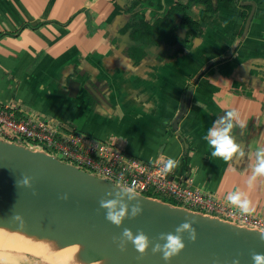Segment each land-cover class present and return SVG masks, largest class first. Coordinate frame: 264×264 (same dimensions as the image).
Segmentation results:
<instances>
[{
  "label": "crops",
  "instance_id": "0c3cea01",
  "mask_svg": "<svg viewBox=\"0 0 264 264\" xmlns=\"http://www.w3.org/2000/svg\"><path fill=\"white\" fill-rule=\"evenodd\" d=\"M139 1L0 0V101L19 119L53 122L64 135L117 146L140 161L178 160V182L227 207L230 193L247 194L253 215L264 218V177L252 190L246 183L264 147V0H212L216 10L206 21L204 4L193 3L188 15L204 31L181 26L188 42L174 45L137 38L135 25H180L183 15L171 13L188 0ZM232 109L246 127L228 120ZM222 119L218 127L231 123L229 135L244 153L227 162L204 139Z\"/></svg>",
  "mask_w": 264,
  "mask_h": 264
},
{
  "label": "water",
  "instance_id": "95a60500",
  "mask_svg": "<svg viewBox=\"0 0 264 264\" xmlns=\"http://www.w3.org/2000/svg\"><path fill=\"white\" fill-rule=\"evenodd\" d=\"M254 13L249 16L245 34ZM183 37L186 29H181ZM185 31V32H184ZM179 34V32H178ZM181 36V34L179 35ZM193 88L184 97L182 110L174 125L179 127L188 112ZM184 145L188 144L179 133ZM29 178L31 187L18 182ZM111 180L97 176L45 150L3 140L0 138V240H31L51 242L58 246L98 249L100 260L114 264H253L252 253L264 254V231L233 224L227 220L176 207L156 198H150ZM110 193V195H109ZM67 195V199H62ZM135 198L130 199L129 197ZM118 201L115 211L127 206L126 218L116 225L105 219L106 210L99 201ZM143 205L142 215L131 218L137 203ZM23 218L20 228L14 216ZM197 231V240L190 241L187 232L176 229L186 221ZM130 229L133 237L143 231L149 247L143 256L131 241L118 245L123 230ZM181 235L185 248L170 261L162 258V251L152 253L157 244L163 249L167 234Z\"/></svg>",
  "mask_w": 264,
  "mask_h": 264
},
{
  "label": "built area",
  "instance_id": "2783aa9c",
  "mask_svg": "<svg viewBox=\"0 0 264 264\" xmlns=\"http://www.w3.org/2000/svg\"><path fill=\"white\" fill-rule=\"evenodd\" d=\"M60 127L46 120L19 119L10 104L0 101V138L19 144L37 145L99 177L111 180L142 195H156L179 201L192 211L215 216L233 224L264 231V218L241 215L212 195L178 182L173 173L162 174L166 163L145 162L126 155L117 146L75 133L62 134Z\"/></svg>",
  "mask_w": 264,
  "mask_h": 264
},
{
  "label": "clouds",
  "instance_id": "9594fccd",
  "mask_svg": "<svg viewBox=\"0 0 264 264\" xmlns=\"http://www.w3.org/2000/svg\"><path fill=\"white\" fill-rule=\"evenodd\" d=\"M226 117L228 120L235 119L237 124L244 128L246 124L241 119L240 113L235 110H228L226 112ZM225 123L222 119L216 122L217 126H214L208 134L204 137L205 140L208 141L209 145L214 149L212 155L215 157L221 158L223 161L227 162L232 160L233 156L239 152V155L242 157L244 155L243 151L240 150L239 145L236 144L233 138L229 135L230 130L233 125L231 123H227L226 127L219 128L218 125ZM256 155L258 157V163L252 170V175L247 180V187L249 190H252L256 186L257 178L264 177V147L258 148ZM179 166V161L175 160L171 157L168 158L166 165L162 170V174L167 176L170 174L173 169ZM22 186L31 187V182L29 178L25 177L22 181L18 182ZM128 192H133V188L129 187L127 189ZM110 195V193H109ZM67 195L63 196L62 199H67ZM130 199L135 198L134 196L129 197ZM227 204L230 206H234L238 209V212L241 215H252L255 212V206L250 200L247 194H242L239 191H235L230 193L227 198ZM118 204L116 200H105L101 199L99 201L100 209L106 210L105 219L119 227L122 224V221L126 218L127 214V206H122L118 211H115ZM144 211L143 205L141 203H137L136 206L132 208L131 218H135L139 215H142ZM15 221L19 223V227H24L23 218L19 215L14 216ZM186 221L180 227L176 229L177 233L187 232V238L195 242L197 240V231L191 225L196 223L195 220H190L188 217L185 218ZM162 238L166 239V243L163 245V249L161 246L157 244L152 248V253L155 255L162 251V258L165 261H170L173 257L179 255V253L185 248V243L181 235L176 234H167L166 236H162ZM260 239L264 240V233L260 234ZM122 241H131L134 245L135 249L143 256L146 252V249L149 247V241L147 236L143 231L138 232V234L133 237V234L130 229L125 228L121 234L120 241H118V245L121 251H124V244ZM251 259L253 264H264V254L252 253ZM233 264H239V260H234Z\"/></svg>",
  "mask_w": 264,
  "mask_h": 264
},
{
  "label": "bare ground",
  "instance_id": "6f19581e",
  "mask_svg": "<svg viewBox=\"0 0 264 264\" xmlns=\"http://www.w3.org/2000/svg\"><path fill=\"white\" fill-rule=\"evenodd\" d=\"M5 248L15 249L19 254L32 256L44 264H114L110 260H100L103 254L101 250L58 246L51 242L28 239L0 240V250L8 251ZM4 258L8 259L7 262L10 264H14L19 259L0 254L2 261Z\"/></svg>",
  "mask_w": 264,
  "mask_h": 264
},
{
  "label": "trees",
  "instance_id": "16d2710c",
  "mask_svg": "<svg viewBox=\"0 0 264 264\" xmlns=\"http://www.w3.org/2000/svg\"><path fill=\"white\" fill-rule=\"evenodd\" d=\"M226 0H217L218 3L223 2ZM139 3L140 1L137 0ZM199 2L204 4L201 12V20L206 21L208 18V14L210 12H214L216 9L214 8V5L212 3V0H188L186 4H181L178 3L175 5L174 9L172 10L173 16L176 13L182 14L183 15V22L180 25H176L174 21L171 19H162L159 20L154 27H149V25H146L145 22L141 19L139 22L135 25V33L137 34V38H140L144 41L150 40H155V41H162L166 42L169 44H177L180 40L181 37L178 34V29L182 26L187 27L190 29L192 33H195L196 35L202 34L204 31V28L202 25L193 20L189 15H188V9L190 6L195 3ZM183 43H187L188 39L181 40ZM63 161L68 162V160L64 158H60ZM148 197L150 198H156L159 199L163 202L170 203L173 206L176 207H183L181 203L173 200V199H167L163 198L162 196L156 195L153 192L147 194Z\"/></svg>",
  "mask_w": 264,
  "mask_h": 264
},
{
  "label": "rangeland",
  "instance_id": "374dc122",
  "mask_svg": "<svg viewBox=\"0 0 264 264\" xmlns=\"http://www.w3.org/2000/svg\"><path fill=\"white\" fill-rule=\"evenodd\" d=\"M5 250H8V251H3V250H0V254L1 255H4V256H8V255H11L12 257H16L18 259V261H15L14 264H44L42 262H40L38 259L32 257V256H29V255H25V254H19L17 251H15V249H6ZM25 256V260H21L23 257ZM10 257V256H8ZM27 257H29L27 259ZM14 260V259H13Z\"/></svg>",
  "mask_w": 264,
  "mask_h": 264
}]
</instances>
